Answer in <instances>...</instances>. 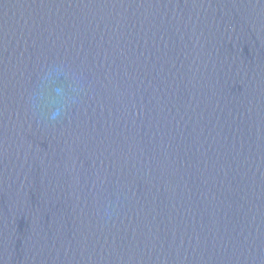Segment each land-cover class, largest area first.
<instances>
[{
  "label": "water",
  "instance_id": "water-1",
  "mask_svg": "<svg viewBox=\"0 0 264 264\" xmlns=\"http://www.w3.org/2000/svg\"><path fill=\"white\" fill-rule=\"evenodd\" d=\"M0 264H264V0H0Z\"/></svg>",
  "mask_w": 264,
  "mask_h": 264
}]
</instances>
